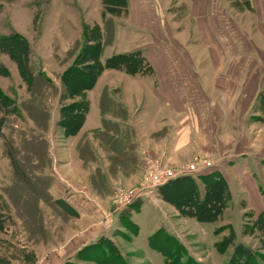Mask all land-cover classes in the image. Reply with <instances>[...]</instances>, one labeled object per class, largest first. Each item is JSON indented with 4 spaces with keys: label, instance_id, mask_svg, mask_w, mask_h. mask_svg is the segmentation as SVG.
I'll list each match as a JSON object with an SVG mask.
<instances>
[{
    "label": "crops",
    "instance_id": "1",
    "mask_svg": "<svg viewBox=\"0 0 264 264\" xmlns=\"http://www.w3.org/2000/svg\"><path fill=\"white\" fill-rule=\"evenodd\" d=\"M106 2L113 5L124 4L125 11L111 16L110 27L113 28L114 38L110 44L105 45L103 53L106 48L111 49L110 55L140 50L151 64L154 71L151 75H157L158 83L157 85L148 86L133 81L130 82L122 75L110 71L116 69H105L98 76L94 86L86 91L89 109L85 114L80 130L74 135L66 136L61 128L65 137H73L70 144H67L65 139L58 137L54 140L50 139L52 128L55 125L59 126L57 122L60 119V112L57 118V113L50 111L46 137L49 142V152L53 165L51 171L54 180L51 192L56 198L63 199L78 212L79 216H71L70 222H77L80 225V221H83L86 224L69 235L61 248L58 249V253L52 251L57 255L45 254L41 256L38 249H32L31 252L37 255L34 256L35 262L40 257L41 262H44V264H59L63 260L62 258L73 255L75 251L101 236L105 230L104 228L109 229L114 223L112 217L116 219L115 225L119 226L120 216L117 210H112L108 203L109 198H98L93 194L90 196L82 190L88 184L89 172L87 168L90 167L89 165H83V161L77 152V143L82 136L95 128L101 127L102 116L99 102L105 89L110 97L123 104L128 112V118L120 120L109 114H106L105 117L117 121L120 125H129L135 132L138 164L135 171L129 176V180L136 181L141 176L142 166L140 162L146 154L156 156L172 166L184 163L196 155H209L214 159V167L221 172L228 184L230 182L226 178L225 167L235 165L240 160L246 161L247 158H251V163L259 168L257 172H261L264 149L261 144L257 145L256 148V141L251 130L260 128L264 125V122H256L250 119V110L255 102L257 91L254 92L255 89H253L250 97L246 98L249 91L247 92L245 85L239 86L238 78L240 73L243 74L245 63L248 61L247 57H243V59L242 57H232L236 58L241 65L238 66V76H232L230 82L225 83L224 78L220 83L211 85L208 88L188 83L179 85L177 81L183 77L184 72L181 65L183 62L181 57L175 54L173 46L175 44L181 45L180 40L187 39L189 36L193 37V34L187 30L188 28L179 27L175 22L177 21L175 17L169 20L165 14V5L159 7L156 0H106ZM214 3L215 0H189L187 11L189 19L196 22V27L201 31V36L205 37L204 46L211 47L212 52L209 59L215 64V68H218L223 66L226 60L225 54H229V51L223 52L221 41H212L208 37L210 34L213 35L215 30L219 31L218 34L221 37L220 31L223 32L226 29L229 36L227 33L226 36L223 35V42L230 49V46H234V31L237 26L232 28L228 27L226 22L223 26V23L215 22L214 24L213 21H208V16L217 21L219 14L222 12L220 7L214 10ZM250 3L252 7L255 6L251 0ZM18 5L20 4L15 3V0H0V39L6 37L2 40L0 46L10 44L23 46L25 49L23 54L24 57L27 54L29 65L32 59H37L42 64L51 62L55 49L60 60L62 59L61 62L59 61V69L48 72L43 65L39 68L50 78L58 74L60 76L61 72L69 66L64 65L66 63V61L63 62L64 58L67 57V51L73 43L82 38L84 25L89 28L97 27L99 32L97 34V31H94V37L100 34V39L103 40L104 38V20L108 15L103 16V0H32L20 9L22 14H26V16L27 13L31 14L30 23L23 22V19L19 21V19L11 18L9 13L14 14L13 7ZM54 5H63L74 9L73 13L66 12L62 15L63 23L60 26L61 29H58L60 35L56 39L52 35L55 27L45 24L49 21L50 16L47 15L53 12ZM262 12H264V6ZM120 16L124 19L122 23L119 22ZM98 17L99 19L96 20ZM91 18H95V20L89 22L88 19ZM40 23H43L41 29H39L42 26ZM175 29H177V33L173 31ZM233 29L234 31H232ZM4 30H7V32H4ZM15 35H18L22 41H15L16 38L12 37ZM56 47L58 48L56 49ZM0 55L7 57L8 60L16 64L6 48L0 50ZM229 60L233 61L234 59ZM262 77L261 82L257 85L258 88L262 83ZM57 79L59 81L58 76ZM120 80L126 83L127 86L122 88ZM59 82L54 81L59 87V93L54 97H58L61 102V85ZM99 83H101V87L96 89ZM148 100H153L158 106V112L154 115L144 111ZM92 107H95L98 111L99 119L96 121L95 115L92 118L93 124L91 127L86 128ZM163 128H167L165 135L160 138L157 137L156 135ZM58 163L65 165L61 168L62 171L58 168ZM244 165L245 168L241 172L243 190L240 193L246 196L247 194L250 195L249 201H246L247 206L250 205L254 210H260L263 208L264 190L256 181L258 180L257 174L247 169V164ZM93 168L91 166V169ZM73 172L81 179L79 183ZM262 177L263 184L261 185L264 188V174ZM198 189L200 194H203V187L201 188L199 184ZM55 191L57 194H55ZM172 208L176 212L175 214H178L174 206ZM133 212L136 211H132L130 214L132 222L131 215ZM186 222L183 221V223ZM171 224L175 226L173 223ZM62 249H65L63 253ZM22 252L26 254L28 251L23 250ZM67 252L68 254L64 256ZM11 257L14 258L10 259L13 264H26L28 262L26 259L29 258L27 255L22 256L18 253H14Z\"/></svg>",
    "mask_w": 264,
    "mask_h": 264
},
{
    "label": "rangeland",
    "instance_id": "2",
    "mask_svg": "<svg viewBox=\"0 0 264 264\" xmlns=\"http://www.w3.org/2000/svg\"><path fill=\"white\" fill-rule=\"evenodd\" d=\"M30 1L32 0H15V3H19L20 5L13 7V13L15 15L9 13L11 18L19 19V21H21L20 19H23V22L27 21L30 23V20L32 19L31 14L27 13L26 16V14L24 15L20 11V9L25 7L24 5ZM156 2L159 7L165 5V14L169 20L175 17V19H177L175 22L179 27H186L188 28L187 30L193 34V37L189 36L187 39L180 40L177 38L180 40L181 45L175 44V46H173L175 54L180 56L183 62L181 65L184 72L183 77L179 78L177 81L179 85L188 83L198 87L201 86L203 88H208L211 85L220 83L224 78L225 83L230 82L232 76H238V66L241 65L236 58L232 57H242V59L243 57H247L248 61L245 63L243 74L240 73V76H238L239 86L245 85L247 92L249 91L246 98L250 97L251 91L255 89L254 92L257 91V94H255L256 101L258 93L264 91L263 81L259 88L257 87L258 83L261 82V77L264 75V12H262L264 0H251L257 8L255 6L252 7L251 3L250 8H247L243 6L239 0H215L213 6L214 10H216L217 7H220L222 12L219 14L220 16L217 21L210 16H208V21H213L214 24L215 22H218L219 24L223 23V26L226 22L227 26L232 28L237 26L235 31L234 29L232 30L234 31L235 38H233L234 46H230V49L225 42H223V35L226 36V33L228 35L226 29H224L223 32L220 31L221 37L217 30L213 32V35L210 34L208 37V39H212V41H221L223 52L229 51V54H225L226 60L223 66L218 68H215V64L209 59L212 52L211 47L204 46L205 37L201 36V31L196 27V22L189 19V13L187 11L189 0H156ZM66 12L73 13L74 9L68 8L67 6L64 7L63 5H54L53 12L50 14L48 13L47 15L50 17L48 18L49 21H47L46 18L47 23L45 24L53 25V27H55V31L52 34L55 39L60 35L58 29H61L60 26L63 23L62 15ZM120 17L119 22L122 23L124 19H122V16ZM98 19L99 17L96 20ZM88 20L91 22L94 21L95 18ZM15 22L17 21L15 20ZM40 24H42V26H40L39 29L43 27V23ZM173 31L176 33L178 32L177 29ZM4 32H7V30H4ZM57 48L58 47H56V49ZM71 54L72 53H69L67 57L64 58L65 60L63 62L66 61V63H64L65 66L72 63L74 55L71 56ZM110 54L111 49L106 48L102 60ZM229 59L234 60L231 61ZM61 60L54 49L51 62H44L42 64L39 60L32 59L30 68L32 70L39 69L43 65L48 72L56 71L59 69L58 66L60 67ZM110 71L122 75L126 79H129L130 82L133 81L134 83L148 86L157 85L158 83L157 75L147 74L132 77L118 70ZM57 76L59 78V74L54 75L51 78L55 82H59L60 80L58 81ZM121 81L122 80H120V82ZM26 83L27 82H25L20 75L17 63L15 64V62L8 60L7 57L5 58L0 55V92L10 100L8 109L11 110L10 113L5 115L0 108V117L5 116L6 119L0 130V221H2L3 224V228L0 229V258H4L5 261L3 264H13L10 262V259H14L11 257L14 253H18V255L21 254L22 256L27 255L29 258L26 259L28 260L26 264H44V262H41L42 260L40 257H38L36 259L38 261L35 262L34 256L37 255H34L31 252L32 249H38L39 255L41 256L45 254L51 256L57 255L53 252H57L58 249L61 248L63 242L74 230H78L86 224V222L83 221H80V225L77 222H70V219L72 218L66 216L57 205L54 204L53 198L56 197L51 192V187L49 189L51 194L48 192L50 196L47 194L46 187L44 186L45 183L43 182H38V187L40 189L37 191L38 193L34 198L33 188L23 183L13 173L9 158L3 152V143L5 139H8L20 150L22 156H28L26 148L23 146V139L27 138L31 130L36 133L40 132L35 127L33 120L26 114L21 106L23 101L30 98L29 85ZM121 84L122 88L127 86L124 82H121ZM100 87L101 83L98 84L96 89H99ZM49 94L43 97V105L46 109L49 108V111L56 112L58 118L61 106L69 103L70 100L66 99L60 102L58 97L55 98L53 95ZM258 105H260V102H258ZM256 109L257 108H255V110ZM144 111L154 115L158 112V106L153 100H148ZM250 112V119L252 118V115L256 114L263 116V112L252 111V108ZM95 115L96 121H98V111L95 107H92L90 111V119L86 128L91 127L93 124L92 118ZM254 121L263 123L264 119ZM166 130L167 128L161 129L156 136L159 138L164 136ZM251 131L256 141V148L257 145L259 146V144H261V147L264 149V125L258 129H252ZM46 134L47 132L44 133L45 137ZM84 135L85 140L89 141L92 145L97 157L95 161H89L86 164L83 163L84 166L89 165L90 168H87V171L89 172L87 177L88 184L85 185L86 187L82 190L90 196L93 194L98 198H109L108 203L112 207V210L114 209L113 205L118 189H137L148 181L146 177L149 173V169L145 166L147 160L150 162L149 166L156 164L155 167H158L160 170L189 168L191 164L199 161H201L202 164L208 161L210 162L209 167L199 173L200 175L217 170V168L214 167V159L206 154L196 155L177 166H172L156 156L146 154L140 162V165L142 166L141 176L138 180L132 181L128 178L135 169L129 175H124L119 170L114 174L113 171L110 170L111 165L108 152L103 146H101L99 139L91 132ZM130 136H132L130 137V140L133 141L135 138H133V135ZM57 137L65 139L67 144H70L73 141V137H65L61 127L55 125L52 128L50 139L54 140L57 139ZM48 157H50V163L48 164L43 154L40 156L42 159H39V161L35 162L31 160L27 162L26 171L33 174L43 171L44 175L45 173H50L53 176L51 171L53 165L50 152ZM251 162V158H247L246 161L240 160L235 165H228L225 167L227 172L226 178L230 182L228 186L230 185L229 189L232 190V194L227 202V209H224V213H222L216 221L198 222L195 218L180 216L178 210L174 207L178 213L175 214L176 212H174L172 208L173 205L166 202L161 197L158 189H154L147 197L142 198L140 210L138 212H133L131 215L133 222L138 225V230L136 232L129 229V227L124 226L127 221L126 219L129 217V214H131L130 212L134 210L129 211V206L122 207L117 210L119 216L123 214L119 219V226L115 225L116 219L115 217H112V220L114 221L112 226L109 229L104 228L105 230L102 232L101 236L89 244H94L100 239H110L117 246L122 257L129 264H162L164 262L163 255L148 245L149 235L155 232L158 228H162L166 233L175 236L184 245L187 253L201 264H223L227 262L233 253L235 245L238 243L245 244L251 249H258L259 251L264 252V248L261 247L259 238L256 234L249 235L243 233L244 224L249 223L252 220L251 217H246L245 213H253L256 215L261 210H254L250 205L247 206L246 201H249L250 195L247 194V197L240 193L243 190L241 172L245 168L244 164H247V169L254 171L257 174L256 176L258 180L256 181L260 184L261 189L264 190L261 185L263 184L262 175L264 174V159H262L261 172H257L259 168L255 167V164H252ZM137 164L138 163L136 162V166ZM64 166L65 165L58 163L60 171H62L61 168ZM91 166L94 168L91 169ZM96 168L105 172L109 179L111 190L108 194H99L92 189L90 176ZM152 170L154 169L152 168ZM73 173L77 177L76 173ZM199 174L187 176H191L195 179L198 178ZM76 180L78 183L81 181L78 177ZM196 181L202 188L203 186L201 182L198 179ZM55 194H57L56 191ZM125 213L128 214V216L123 219L122 217L125 216ZM183 221L187 222L183 223ZM232 230L235 235L234 241L227 246L224 252L218 251L215 244L222 241ZM97 246L99 247L92 246L91 248H84L83 246L80 249L86 250L80 253V255L76 254L80 250L78 249L73 255L71 254L66 258H62L63 260L61 259L62 261L59 264H106V262L103 263V257L101 255L103 254L102 252H107L95 249L107 248L104 246V243H98ZM23 250L28 252L25 254V252H22ZM63 251H65V249H62V253ZM67 254L68 252L64 256Z\"/></svg>",
    "mask_w": 264,
    "mask_h": 264
},
{
    "label": "trees",
    "instance_id": "3",
    "mask_svg": "<svg viewBox=\"0 0 264 264\" xmlns=\"http://www.w3.org/2000/svg\"><path fill=\"white\" fill-rule=\"evenodd\" d=\"M239 2L243 6L250 8V0H239ZM103 3V16L108 15L104 20L103 40L100 39V34L94 37V31H97V34L99 32L97 27L89 28L87 25H84L82 38L76 40L67 52V55L72 53L71 56L74 55V59L59 76L61 85L60 99L61 101L70 100L69 103L61 106L60 119L58 120V125L63 129L66 136L76 134L83 125L85 114L89 109L86 91L94 86L98 76L105 69L120 70L131 76L151 75L154 72L151 64L140 50L114 53L104 60L101 59L105 45L110 44L114 38L113 28L110 27V23L112 22L111 16L125 11L124 4H108L106 0H103ZM12 37L16 38L15 41L17 42L22 41L18 35ZM91 37L94 38L90 39ZM4 39L6 37L0 39L1 45ZM4 48H6L11 58L16 61L22 79L29 85L30 98L23 101L21 106L40 132L36 133L31 130L28 136L24 134L27 138L23 139V146H25L28 156H22L20 150L8 139H5L3 143V152L9 158L13 173L23 183L33 188L34 198L40 189L38 182L45 183L44 186L46 187L47 194L50 196L49 189L54 177L50 173H45L44 175L43 171H36L37 173L34 174L29 173L26 171V163L31 160L35 162L39 161V159H42L40 158L42 154L47 164L50 163V157H48L49 145L44 136L49 127L50 111L49 108L46 109L44 107L43 97L49 93L53 97L56 96L59 93V87L42 70H32L30 68L31 64H28L29 59L27 58V54L25 57L23 54L25 52L23 46H17V44L0 46V50ZM262 81L264 83V75ZM258 102H260V105H258ZM9 104L10 100L0 92V108L5 115L11 112L8 109ZM99 107L102 116L101 127L93 129L91 133L99 139L101 146L108 152L111 165L110 170L114 174L119 170L124 175H129L136 168L137 162V142L135 139L133 141L130 140V137H132L130 135H133V138L136 137L135 132L128 125H120L117 121L105 117L106 114H109L113 118L126 120L128 112L121 102L109 96L106 89L101 94ZM255 108L257 109L255 110ZM252 111L263 112V116L252 115V120L264 119V91L258 93L256 101L252 106ZM5 120V116L0 117V130ZM77 152L85 164L89 161H95L97 157L90 142L85 140V135L77 143ZM197 179L203 185L202 195L198 189ZM90 181L92 189L99 194H108L111 190L107 175L99 168L94 169L90 176ZM158 190L161 197L178 210L180 216L192 217L198 222L216 221L222 215L231 197L227 180L217 170L206 174H199L198 178L195 179L191 176L172 179L159 186ZM141 201L142 199H139L130 204L128 207L129 211L134 210L137 212ZM53 202L66 216H79L78 212L63 199L53 198ZM127 216L128 214L125 213V216L122 218L125 219ZM245 216L251 217L252 220L244 224L243 233L249 235L256 234L261 247L264 248V198L263 208L259 213L256 215L245 213ZM126 220L124 226L136 232L138 226L132 223L130 214ZM2 228L3 224L0 221V229ZM234 238L235 235L232 230L222 241L215 244L217 250L224 252L227 246L234 241ZM98 243H104V246L107 248L95 249L107 252H102L103 263L129 264L110 239H100L94 244L85 245L84 248L99 247L97 246ZM148 245L163 255L164 262L162 264H201L187 253L184 245L175 236L166 233L162 228H158L148 237ZM84 250L86 249H80L76 254L80 255ZM4 261V258H0V264H3ZM223 264H264V252L238 243L235 245L229 260Z\"/></svg>",
    "mask_w": 264,
    "mask_h": 264
},
{
    "label": "built area",
    "instance_id": "4",
    "mask_svg": "<svg viewBox=\"0 0 264 264\" xmlns=\"http://www.w3.org/2000/svg\"><path fill=\"white\" fill-rule=\"evenodd\" d=\"M147 160V159H146ZM149 161H146V168H148V175L146 179L148 181L142 184L137 189H128V188H120L116 192V199L114 202V210H118L122 207H127L130 204L137 201V199H142L147 197L154 189H158L159 186L165 184L166 182L180 176H187L193 174H199L207 167H209V161L202 164L201 161L193 163L189 166V168H179L176 170L173 169H159L155 167L156 164L149 166ZM152 168L154 170H152Z\"/></svg>",
    "mask_w": 264,
    "mask_h": 264
}]
</instances>
